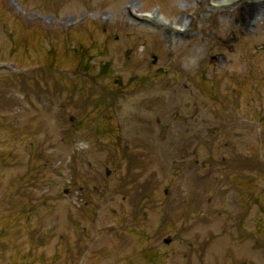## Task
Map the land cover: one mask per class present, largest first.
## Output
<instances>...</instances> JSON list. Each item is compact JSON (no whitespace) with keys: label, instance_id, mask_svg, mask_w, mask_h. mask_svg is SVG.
I'll list each match as a JSON object with an SVG mask.
<instances>
[{"label":"rangeland","instance_id":"374dc122","mask_svg":"<svg viewBox=\"0 0 264 264\" xmlns=\"http://www.w3.org/2000/svg\"><path fill=\"white\" fill-rule=\"evenodd\" d=\"M128 3L0 0V264H264V7Z\"/></svg>","mask_w":264,"mask_h":264},{"label":"bare ground","instance_id":"6f19581e","mask_svg":"<svg viewBox=\"0 0 264 264\" xmlns=\"http://www.w3.org/2000/svg\"><path fill=\"white\" fill-rule=\"evenodd\" d=\"M223 1H228V2H232V0H223ZM129 9L132 11V12H134V9H135V4H134V0H129ZM155 13H157L156 11H155ZM158 15V14H157ZM258 15L260 16H262V12L261 11H258V12H256V13H254L252 16H251V18H250V20L251 21H255L257 18H258ZM160 16V15H159ZM143 17V16H142ZM144 18H146L147 20H149V21H153L154 22V20L152 19V18H150V17H148L147 15L146 16H144ZM159 22H162V23H160L161 25H163V26H167L171 31H173V32H176L177 30H178V28L179 27H185L187 24H188V22H187V20H178V21H170V22H168V23H166V22H164L163 21V19H160V21ZM158 23V22H157ZM179 26V27H178Z\"/></svg>","mask_w":264,"mask_h":264},{"label":"flooded vegetation","instance_id":"af4514ba","mask_svg":"<svg viewBox=\"0 0 264 264\" xmlns=\"http://www.w3.org/2000/svg\"><path fill=\"white\" fill-rule=\"evenodd\" d=\"M155 57V56H154ZM118 80V79H117ZM162 129L164 130L165 129V126H163L162 127ZM106 174L108 175V174H110V170H109V168H106ZM166 190V189H165Z\"/></svg>","mask_w":264,"mask_h":264}]
</instances>
